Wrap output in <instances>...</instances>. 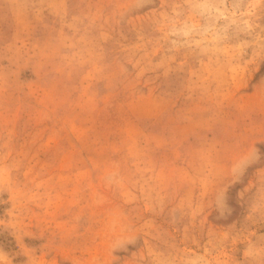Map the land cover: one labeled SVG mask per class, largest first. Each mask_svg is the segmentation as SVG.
Returning a JSON list of instances; mask_svg holds the SVG:
<instances>
[{
  "label": "rangeland",
  "instance_id": "obj_1",
  "mask_svg": "<svg viewBox=\"0 0 264 264\" xmlns=\"http://www.w3.org/2000/svg\"><path fill=\"white\" fill-rule=\"evenodd\" d=\"M0 264H264V0H0Z\"/></svg>",
  "mask_w": 264,
  "mask_h": 264
}]
</instances>
